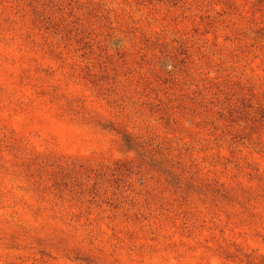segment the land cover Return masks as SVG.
Listing matches in <instances>:
<instances>
[{"label": "rangeland", "instance_id": "374dc122", "mask_svg": "<svg viewBox=\"0 0 264 264\" xmlns=\"http://www.w3.org/2000/svg\"><path fill=\"white\" fill-rule=\"evenodd\" d=\"M0 264H264V0H0Z\"/></svg>", "mask_w": 264, "mask_h": 264}, {"label": "trees", "instance_id": "16d2710c", "mask_svg": "<svg viewBox=\"0 0 264 264\" xmlns=\"http://www.w3.org/2000/svg\"><path fill=\"white\" fill-rule=\"evenodd\" d=\"M127 146H129L127 143H126Z\"/></svg>", "mask_w": 264, "mask_h": 264}]
</instances>
